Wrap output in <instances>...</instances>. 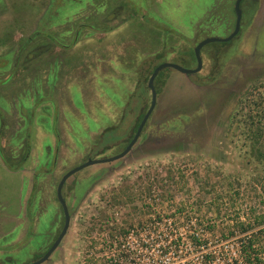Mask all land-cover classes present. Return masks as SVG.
Here are the masks:
<instances>
[{
    "label": "rangeland",
    "instance_id": "obj_1",
    "mask_svg": "<svg viewBox=\"0 0 264 264\" xmlns=\"http://www.w3.org/2000/svg\"><path fill=\"white\" fill-rule=\"evenodd\" d=\"M235 1L0 0V264L48 251L62 176L125 149L155 67H196L202 39L234 30ZM241 6L239 33L203 46L201 70L159 72L125 156L68 178L70 226L40 264H244L235 223L257 229L264 201L230 119L264 84V0Z\"/></svg>",
    "mask_w": 264,
    "mask_h": 264
},
{
    "label": "trees",
    "instance_id": "obj_2",
    "mask_svg": "<svg viewBox=\"0 0 264 264\" xmlns=\"http://www.w3.org/2000/svg\"><path fill=\"white\" fill-rule=\"evenodd\" d=\"M262 87L264 84L260 83L247 89L243 97L237 100L230 119L231 125L238 123L243 157L248 168L253 170L252 179L245 182L254 186L258 191L259 202L264 201V91L260 90ZM0 151L4 153L2 146H0ZM25 156L26 154L22 156L21 161L25 160ZM255 219L259 223L257 229L252 221H236L235 223L237 227L234 229H238L236 231L246 232L244 238L239 236L243 238L241 248L244 264H264L262 253L264 249V211ZM229 232L232 235L234 231Z\"/></svg>",
    "mask_w": 264,
    "mask_h": 264
},
{
    "label": "water",
    "instance_id": "obj_3",
    "mask_svg": "<svg viewBox=\"0 0 264 264\" xmlns=\"http://www.w3.org/2000/svg\"><path fill=\"white\" fill-rule=\"evenodd\" d=\"M243 0H236L235 1V14H236V22H235V27L234 30L225 37H221V36H209L206 37L204 39H202L194 48V53H195V57H196V61H197V65L196 67L192 68V67H187L184 66L180 63L177 62H172V61H165L162 62L160 64H158L154 71L152 72L149 81H148V85L151 89L152 92V101H151V105L148 108L147 112L144 114L138 128L137 131L134 135V137L131 139V141L128 143V145L125 147V149L123 151H121L120 153L113 155L111 157H105V158H90L87 161L83 162L82 164L68 170L61 178L58 187H57V196L58 199L62 205L63 211H64V216H65V220H64V225L63 228L61 230V232L59 233L58 237L56 238V240L54 241V243L52 244V246L48 249V251L38 260L28 263V264H40L42 262H44L45 260H47L50 255L53 253V251L56 249V247L60 244V242L62 241V239L64 238V236L66 235L68 228L70 226V220H71V215H70V211L66 202V199L63 195V187L66 183V181L68 180V178L70 176H72L73 174L77 173L78 171L82 170L83 168L89 166V165H93V164H97V163H104V162H110L116 159H119L123 156H125L133 147V145L137 142L138 138L141 135V132L145 126V124L147 123V120L149 119L151 113L153 112L155 106H156V102H157V90L155 87V78L157 77V75L159 74V72L167 67H171L174 68L182 73L191 75L193 73L198 72L199 70L202 69L203 67V59L201 56V49L203 48V46H205L208 43L211 42H227L230 41L233 37H235L240 29H241V21H242V3Z\"/></svg>",
    "mask_w": 264,
    "mask_h": 264
},
{
    "label": "crops",
    "instance_id": "obj_4",
    "mask_svg": "<svg viewBox=\"0 0 264 264\" xmlns=\"http://www.w3.org/2000/svg\"><path fill=\"white\" fill-rule=\"evenodd\" d=\"M144 10V9H143ZM207 11V10H206ZM205 14L209 11L206 12ZM262 15H263V10L261 8H259L255 13H254V17H253V23L257 24L258 22L262 21ZM206 19V18H205ZM211 21V20H210Z\"/></svg>",
    "mask_w": 264,
    "mask_h": 264
},
{
    "label": "flooded vegetation",
    "instance_id": "obj_5",
    "mask_svg": "<svg viewBox=\"0 0 264 264\" xmlns=\"http://www.w3.org/2000/svg\"><path fill=\"white\" fill-rule=\"evenodd\" d=\"M140 124V123H139ZM139 126V125H138ZM137 131V130H136ZM135 135V134H134ZM134 137V136H133ZM128 145V144H127Z\"/></svg>",
    "mask_w": 264,
    "mask_h": 264
}]
</instances>
